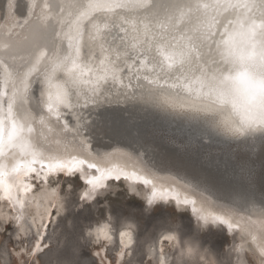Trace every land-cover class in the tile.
I'll return each mask as SVG.
<instances>
[{
	"label": "snow or ice",
	"instance_id": "obj_1",
	"mask_svg": "<svg viewBox=\"0 0 264 264\" xmlns=\"http://www.w3.org/2000/svg\"><path fill=\"white\" fill-rule=\"evenodd\" d=\"M7 6L14 15L15 0ZM27 7L23 25H0L5 37L0 39V199L16 211L10 217L0 210V225L30 216L31 224L19 228L24 233L35 228L30 254L36 255L49 247V225L64 207L55 189L48 193L43 187L50 177L79 175L86 186L80 199L86 202L106 198L110 182L123 180L134 195H141L135 185H143L146 211L174 201L177 209L191 206L198 228L238 230L242 243L234 249L235 264H264V192L260 206L249 209L247 199L220 203L200 191L215 205L209 210L174 186L161 185L152 169L117 163L119 150L95 151L84 135L89 121L77 111L91 105V115L135 79L146 101L202 118L232 139L250 137V150L264 151V0H30ZM13 27H26L28 34L14 39L19 34ZM34 82L43 85L38 100ZM88 131L103 139L119 129H109L101 112ZM238 175L251 188L252 170L240 167ZM33 181L42 185L39 196ZM125 220L118 233L120 258L131 256L136 242L132 218ZM112 228L109 216L88 236L94 243L112 241ZM165 242H174L175 256L165 252ZM149 252L153 264H190L193 256L214 264L194 237L184 239L171 229L153 239ZM244 253H251V260Z\"/></svg>",
	"mask_w": 264,
	"mask_h": 264
},
{
	"label": "bare ground",
	"instance_id": "obj_2",
	"mask_svg": "<svg viewBox=\"0 0 264 264\" xmlns=\"http://www.w3.org/2000/svg\"><path fill=\"white\" fill-rule=\"evenodd\" d=\"M29 2L30 0H15L16 7L13 9V15L9 13L7 6L8 0H0V17H6V19H0V25H15L16 23L23 25L24 18L27 17L28 14L27 6ZM12 31L19 34L18 37L14 36V39L18 38L23 40V37L28 34L29 30L26 27H13ZM2 38H5L4 33H0V39ZM125 71H127V69H125ZM128 83L129 80L127 77H125V84ZM130 83L131 87L127 89H118V91H114L111 95H108L107 101H102L99 108L92 110L91 115H89V110L93 108V106L91 105L89 106V109H77V111L83 113L82 119L89 121V124L84 126V135L86 138H90V142L95 151L105 153L117 152V150H119L116 156L117 163L126 165L130 169H152L157 173L159 183L161 185L165 187L169 185L174 186L177 191L181 192V194L190 195L194 198H197L198 202H203L204 206L209 210H216L215 205L208 204L206 201H204V198L199 196L200 191H204L205 196L211 195L213 200H218L220 203L247 199L249 201L247 205L249 209L252 208L253 204H255L256 207L260 206V196L261 193L264 192V151H261L259 154L254 156L249 148V144L251 142L250 137L232 139L229 136L218 132L210 125L204 123L202 118L196 119L193 118L190 114L181 112L178 109L174 110L165 105L148 102L144 98H142L141 92L143 90L137 87L138 82L135 79H132ZM139 83H143V81H140ZM32 87L33 97L35 100H38L40 98V90L43 85L39 82H34ZM122 93H126V95ZM101 112L105 113L107 117L108 128L111 129L112 127H115L119 129V131H109V135L104 136L103 139H101L100 136L91 138L88 131L91 121L97 119L99 113ZM68 118L72 121L73 124H75L74 117L69 116ZM189 122H197V125L204 127L210 132L212 131L211 133L213 135H217L216 137H218V139L236 143L238 148H235V146H229L222 149L218 146L208 144V140L205 139V137H191L189 135L187 137L184 134L179 136L173 133L176 130L182 132L185 129L184 132L186 134L188 131L185 127ZM53 124H55L54 121ZM120 153H127L130 154V156H121ZM240 167H245L252 170L253 184L251 188L247 186L246 182H242L240 180L238 175ZM56 178L58 179L57 181L60 182L61 178L68 179L73 177L64 175L53 176L50 177V181ZM74 178H77L81 182L83 187L79 192L80 198V194L86 186L83 180L79 178V175L75 176ZM177 180L180 181V183H175V181ZM36 183L37 181H33V184L35 185L33 194L39 196V190L42 185L39 182L38 185ZM117 183H122V185L126 188L125 191L127 192V194H131L135 198H138V200L142 201L145 208L143 192L146 190L143 188V185H135L138 189L141 190V195L138 196L128 191V184L123 180ZM43 187L47 190L48 193H50L52 189H55L56 196L64 205L60 216L54 218L53 222L49 225L48 235H51V239L48 240V236L46 235V240H48L49 244V247L47 249L50 251L47 252V250H44L42 252H38L36 255L30 254V249L34 247L36 230L35 228H32L30 232L24 233L21 232L19 228L20 224H25L26 226L31 224L30 216L26 215L25 219L21 221L10 219L3 224L6 225L10 222L14 229L13 235L16 237H22L23 240L21 241H23V243L28 240L27 237L29 235H31L32 233L34 234L32 246L29 250L26 251L27 263H29L30 261L33 262L35 259H38L39 256L44 255L47 264H51V259L49 258L51 256V253L58 250V247H63L64 249H60L63 251H61L58 255L60 256L59 264H72L75 262V257H73V255L75 254L77 247L75 248L73 244L77 242V234L75 235L76 237L74 236L71 239H67L65 238V236H61L60 239H58L57 237L60 228V226L58 225V221L60 218L67 216L66 212H69L68 205L70 203V199L65 198V195L59 191V187H61L59 186V183H50L48 185H43ZM68 187L70 188V185H68ZM162 204L164 206H172L175 212H186L187 216L192 221V225H194V228L199 229L197 228L198 225L195 217L191 212L190 205L187 206V208H185L184 206H180L179 209H177L174 201H171L169 203L162 202ZM5 205H7V202L3 199H0V210L6 212L10 217L15 216L16 211H14L10 205ZM29 211L32 214H35L36 208L32 207L31 209H29ZM52 211H55V209H53ZM241 212L243 214V209H241ZM109 216L113 218V215L106 210L105 217L100 221H103ZM69 219L70 216L67 219L68 225H70L69 231H72V229L75 231V220L72 217L69 222ZM67 220L65 223L66 227ZM128 222L129 221L127 220H123L116 231L113 226L112 232L114 239L112 241H101L100 243H94V237H90L93 246L95 247V249H93L91 257L94 259H101L100 252L105 254L108 249L116 246V253L113 264H135V262L137 261L136 257H138V253L137 240L134 232V230L136 229V223L134 220H131V222L133 223V235L136 242L130 249L132 255L130 257L129 255H125L123 258H120L118 256V251L120 249L118 233L119 230L126 227V224ZM37 223H39L38 219ZM3 224L0 225V228L3 227ZM209 225L216 226L212 224ZM54 226L56 228H59L52 231V229L55 228ZM95 227L96 223L91 226V228L87 227L83 231L84 236L82 235V239L89 237L88 232ZM221 227L231 238L232 244L224 250L225 253L220 258L217 257L213 251L201 245L199 239L194 234H181L180 230L176 228H172L171 230H174L184 239L194 237L200 251L204 254L205 258L208 261L214 262V264H235V258L238 253L234 249L242 243L241 233L238 230L228 231L225 226ZM51 231L53 232L52 234ZM164 231L160 232L155 239H158ZM51 241L55 242L54 245L51 244ZM152 243L153 240L150 241L144 249L145 257L148 259H152L149 252V248ZM169 244L171 248L165 249V252L168 253L169 256H175L177 253L174 247V242ZM101 245L104 246L102 247ZM21 247L24 248V244H21ZM80 247L81 245L78 246V248ZM156 247L158 249L159 245H157ZM245 247H247V245H245ZM69 248L70 250L67 251V249ZM125 251L127 252L129 250ZM173 251L174 254L172 253ZM97 253L99 254L97 255ZM243 255L247 259L251 260V253H244ZM106 256L107 255H105V257ZM42 258L44 259V257ZM0 260L2 264L7 261L5 257H0ZM79 264H90V262L88 259H86L82 260ZM190 264H204V260L200 259L197 256H193L190 260Z\"/></svg>",
	"mask_w": 264,
	"mask_h": 264
},
{
	"label": "rangeland",
	"instance_id": "obj_3",
	"mask_svg": "<svg viewBox=\"0 0 264 264\" xmlns=\"http://www.w3.org/2000/svg\"><path fill=\"white\" fill-rule=\"evenodd\" d=\"M57 180V178L51 180V183H57ZM110 183L113 184V187L109 190V194L106 198L100 197L98 201L82 202L79 198V192L83 188L81 182L74 177L60 179L59 186L61 187H59V191L65 195V198L70 199V203L68 205L69 212H66L67 216L60 218L58 221L60 228L57 226L59 228V234L57 237L60 239L61 236H65V238L71 239L77 234V242L73 244L75 248L77 247V250L73 255V257H75V262L72 264H79L82 260L86 259L89 260L90 264L114 263L116 246L108 249L105 254L100 252L101 259H94L91 257L93 249H95L91 238L86 237L82 239V235L84 236L83 231L87 227L89 228V225L93 226L97 221L103 219L105 217L106 210L113 215L112 224L115 231L118 229L120 223L125 220V217L130 216L132 220L135 221L136 229L134 232L137 240L138 253L135 264H153L152 259L145 257L144 249L146 245L156 238L160 232L172 228L179 229L181 234H194L199 239L201 245L213 251L219 258L225 253L224 250L231 246V238L225 233L221 226L209 225L206 229H196L194 228V225H192V221L187 216L186 212H175L173 207L169 205L164 206L161 204L158 206L157 204L152 210L146 211L142 201L138 200V198H135L131 194L128 195L125 191L126 188L122 185V183ZM36 184L38 185V182ZM68 185H70V188ZM69 216L70 219L73 217L75 220V231L73 229L72 231H69L70 225H68L67 220ZM66 220L67 227L65 224ZM58 228L55 227L52 231ZM52 231L51 234L53 233ZM13 234L14 229L10 222L6 225L3 224V227L0 228V257H5L7 264H47L44 255L39 256L38 259H35L33 262L30 261L27 263L26 251L32 246L34 237L33 233L27 237L28 240L24 243L21 241L23 240L22 237H16ZM54 243L55 242L51 241L52 245H54ZM21 244H24V248L21 247ZM168 244L169 243H166L165 249L171 248L170 244ZM80 245L81 247L78 248ZM60 249L64 248L58 247V250L51 253V256L49 257L51 259V264H59L60 256L58 255L61 251H63ZM44 250H47V252L50 251L47 248H44ZM68 250H70V248L67 249V251ZM172 253L174 254V251ZM105 255L107 256L105 257ZM42 257H44V259ZM0 264H2L1 260Z\"/></svg>",
	"mask_w": 264,
	"mask_h": 264
},
{
	"label": "water",
	"instance_id": "obj_4",
	"mask_svg": "<svg viewBox=\"0 0 264 264\" xmlns=\"http://www.w3.org/2000/svg\"><path fill=\"white\" fill-rule=\"evenodd\" d=\"M198 123L197 122H189L187 125H186V130L188 131L186 134L184 132V130L182 132L176 130L174 131L173 133L175 135H186L188 137L191 136V137H205V139L208 140V144H211L213 146H218L222 149L224 148H227L229 146H235V148H238L237 144L236 143H233V142H228V141H225L223 139H218V137H216L217 135H213L210 131L206 130L204 127H201L199 125H197ZM217 142V143H216ZM261 152L259 146H257V149L255 152H252V154L255 156L257 154H259ZM162 203H158V206H160Z\"/></svg>",
	"mask_w": 264,
	"mask_h": 264
}]
</instances>
